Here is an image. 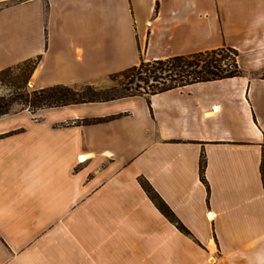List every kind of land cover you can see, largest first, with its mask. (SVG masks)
<instances>
[{
	"label": "crops",
	"instance_id": "1",
	"mask_svg": "<svg viewBox=\"0 0 264 264\" xmlns=\"http://www.w3.org/2000/svg\"><path fill=\"white\" fill-rule=\"evenodd\" d=\"M223 46L243 75L2 115L0 264H264V0L0 5V70L41 55L30 89Z\"/></svg>",
	"mask_w": 264,
	"mask_h": 264
},
{
	"label": "trees",
	"instance_id": "2",
	"mask_svg": "<svg viewBox=\"0 0 264 264\" xmlns=\"http://www.w3.org/2000/svg\"><path fill=\"white\" fill-rule=\"evenodd\" d=\"M240 52L230 46L217 49L200 51L186 55H175L164 59L146 61L142 59L139 64L128 67L122 71L110 74V78L122 76L125 78L126 92L111 97H99L88 86V91H83L77 84H55L39 89H30L29 81L41 60V55L27 58L18 64L0 70V81L14 87L17 91L8 96L0 95V117L12 111L15 103H22L23 109H40L45 107L62 106L83 102L107 101L115 98L140 94L138 88H143L142 93L152 95L166 90L182 87L195 82L213 81L228 77L243 75V70L238 63ZM264 78V69L259 73ZM141 83V84H140ZM135 84L136 92L131 85ZM19 90V91H18ZM138 91V92H137ZM102 119H85L86 123ZM206 158H200V177L209 189L205 176ZM140 183L152 201L182 232L190 231L179 220L172 209L166 204L152 185L144 178Z\"/></svg>",
	"mask_w": 264,
	"mask_h": 264
},
{
	"label": "rangeland",
	"instance_id": "3",
	"mask_svg": "<svg viewBox=\"0 0 264 264\" xmlns=\"http://www.w3.org/2000/svg\"><path fill=\"white\" fill-rule=\"evenodd\" d=\"M14 1H20V0H0V5H2L4 3L14 2ZM14 65H16V64H10L8 67H11ZM124 82H125L124 77L117 76V77H113V78L107 77L103 81H99V82L77 84V86L79 88L82 87L83 91L84 90L88 91L89 89H88L87 85H92L91 89L94 90L99 97H111V96H115L117 94L126 92V89H125L124 84H123ZM130 87L133 88L132 91L136 92L135 84L131 85ZM138 89H139L138 90L139 92L137 91L138 93H142L144 91L143 88H138ZM14 91H17L14 87L0 81V95L8 96L9 94H11V92H14ZM23 108H24V105H22V103H20V102L15 103L12 106L13 110H18V109H23ZM34 110H37V109H34Z\"/></svg>",
	"mask_w": 264,
	"mask_h": 264
},
{
	"label": "built area",
	"instance_id": "4",
	"mask_svg": "<svg viewBox=\"0 0 264 264\" xmlns=\"http://www.w3.org/2000/svg\"><path fill=\"white\" fill-rule=\"evenodd\" d=\"M211 214H212V212H208V216H209V218H211V217H210Z\"/></svg>",
	"mask_w": 264,
	"mask_h": 264
}]
</instances>
